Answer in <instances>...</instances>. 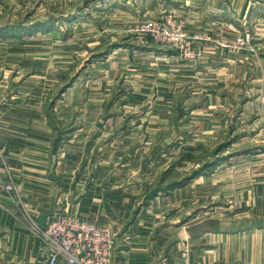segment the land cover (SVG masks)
<instances>
[{"label": "crops", "instance_id": "0c3cea01", "mask_svg": "<svg viewBox=\"0 0 264 264\" xmlns=\"http://www.w3.org/2000/svg\"><path fill=\"white\" fill-rule=\"evenodd\" d=\"M169 5L187 15L191 31L206 34L194 43L201 55L185 62L167 50L136 44L140 46L133 53L143 58L141 70L153 80L149 88L136 86L130 93L152 91L154 109H162L163 115L176 108L187 87L190 121L195 123L185 143L179 131L169 140L171 149H163L165 132L139 134L133 132L139 131L138 119L129 123L112 108L103 113L101 98L91 104L84 97L91 87L102 88L89 86L87 75L63 87L56 101L25 91V84H15L9 92L0 85V149L15 186L9 193L0 186V264H46L23 210L40 226L58 211L109 224L115 234L110 264H264V181L238 187L236 198L207 197L200 204L193 190L202 175L149 197L144 193L152 181L148 157H159L152 172L160 177L166 151L197 147L199 135L215 138L217 128L226 134L224 128L230 131L247 119L264 122L258 102L264 91V38L252 39L253 51L222 44L241 38L249 23L264 29V0H239L235 6L231 0H164L154 9L160 13ZM116 74L112 68L104 71L106 78ZM104 75L88 78L98 83ZM145 109L141 103V112ZM54 111H61V124ZM153 121L165 127L177 118ZM55 264L68 262L59 257Z\"/></svg>", "mask_w": 264, "mask_h": 264}, {"label": "rangeland", "instance_id": "374dc122", "mask_svg": "<svg viewBox=\"0 0 264 264\" xmlns=\"http://www.w3.org/2000/svg\"><path fill=\"white\" fill-rule=\"evenodd\" d=\"M160 1L162 3L164 0H154L153 4L146 0H0V85L9 92L15 84H25V91L41 93L48 100L56 101L63 87L87 75L84 81L90 82L89 86L101 84L102 88L91 87L84 97L91 104L101 98L103 113L112 108V112L129 123L138 119L139 131L134 129L133 132L139 134L165 132L163 149H171L173 142L169 140L179 131L182 143H185L184 138L195 123L190 121L188 105L191 94L187 87L181 93V98L177 99L176 108L165 111L163 115L160 113L162 109H154L157 104L152 91L143 92L145 94L142 96L130 93L136 86L149 88L153 80V75L141 70L144 61L142 56L133 53V47L136 49L140 46L136 44L167 50L170 56L188 62L201 55L194 45L195 41L207 38L203 32L191 31L187 15L184 17L183 13L170 5L157 13L154 7ZM253 1L245 0V3ZM238 2L231 0V5L235 6ZM112 4L114 9L110 10ZM167 14L181 23V43L174 45L172 42L157 41L149 32L139 29L144 23H161ZM255 36L264 38V29H259V25L253 28L249 23L241 38L222 44L253 51L252 39ZM113 47L116 48L115 53L106 56V51ZM111 68L117 74L106 78L104 71ZM99 73H103L104 78L98 83L88 78ZM141 103L146 108L142 112ZM60 112H53L55 122L59 124L65 120ZM165 116H175L177 121L175 124L169 121L165 127L153 123L155 118ZM139 117L144 121H140ZM146 118L151 119L150 123L146 122ZM133 126L136 127L135 124ZM131 127L127 125L128 129ZM226 129V134H222V129L217 128L215 138L207 139L205 135H199L197 147L178 146L176 154L166 151L165 168L160 177L152 172L153 168L158 167L156 161L159 157L152 155L145 159L151 161L149 173L152 179L144 188L145 194L149 192L147 197L199 175H202L201 182L193 190V196L197 198L195 202L199 204L205 202L207 197V200L236 198L238 187L247 188L249 184L264 181V122L256 125L247 119L230 131Z\"/></svg>", "mask_w": 264, "mask_h": 264}, {"label": "built area", "instance_id": "2783aa9c", "mask_svg": "<svg viewBox=\"0 0 264 264\" xmlns=\"http://www.w3.org/2000/svg\"><path fill=\"white\" fill-rule=\"evenodd\" d=\"M163 20L144 23L142 32H149L157 41L181 43V23L167 14ZM162 24V26H160ZM247 39V38H246ZM194 57V53L191 54ZM260 114L264 118V91L258 94ZM0 186L11 192L15 186L0 149ZM24 219L38 239L46 264H55L59 257L68 264H110L114 246V231L109 225L92 222L67 212H54L44 226H40L23 210ZM188 247L184 246L182 256L186 258Z\"/></svg>", "mask_w": 264, "mask_h": 264}]
</instances>
